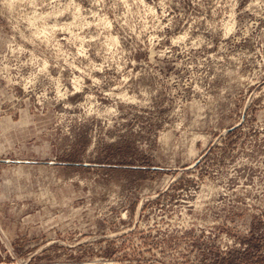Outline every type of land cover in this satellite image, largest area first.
Returning a JSON list of instances; mask_svg holds the SVG:
<instances>
[{"label": "rangeland", "instance_id": "obj_1", "mask_svg": "<svg viewBox=\"0 0 264 264\" xmlns=\"http://www.w3.org/2000/svg\"><path fill=\"white\" fill-rule=\"evenodd\" d=\"M0 264H264V0H0Z\"/></svg>", "mask_w": 264, "mask_h": 264}, {"label": "bare ground", "instance_id": "obj_2", "mask_svg": "<svg viewBox=\"0 0 264 264\" xmlns=\"http://www.w3.org/2000/svg\"><path fill=\"white\" fill-rule=\"evenodd\" d=\"M53 9V8H52ZM49 12V11H48ZM76 17H77V15H76ZM45 19V18H44ZM62 25V24H61ZM51 30V29H50ZM46 32V31H45ZM51 37V36H50ZM59 87V86H58Z\"/></svg>", "mask_w": 264, "mask_h": 264}]
</instances>
